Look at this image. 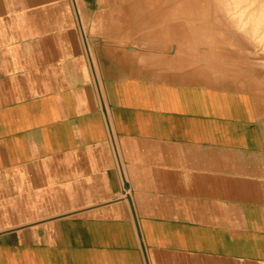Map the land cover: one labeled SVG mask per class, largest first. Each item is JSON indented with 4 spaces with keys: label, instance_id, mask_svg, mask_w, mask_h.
Masks as SVG:
<instances>
[{
    "label": "crops",
    "instance_id": "obj_1",
    "mask_svg": "<svg viewBox=\"0 0 264 264\" xmlns=\"http://www.w3.org/2000/svg\"><path fill=\"white\" fill-rule=\"evenodd\" d=\"M98 1L0 0V264H264L249 94L128 49Z\"/></svg>",
    "mask_w": 264,
    "mask_h": 264
},
{
    "label": "rangeland",
    "instance_id": "obj_2",
    "mask_svg": "<svg viewBox=\"0 0 264 264\" xmlns=\"http://www.w3.org/2000/svg\"><path fill=\"white\" fill-rule=\"evenodd\" d=\"M94 1L96 2V0ZM102 5L105 6L106 9H109L112 24L120 22L124 25V28L127 31L128 49H136L137 45H140L138 47H141L139 49H142L143 52L152 51L168 56L165 58H168L169 63H173V69L175 72H186V81L209 85L220 89L242 92L248 91V88L247 85L241 87L240 83H237L238 79L245 80L246 82H259L255 74L264 70V58H262L264 57L262 56L264 55V52L257 48V46H255V48L250 44H246L249 51L251 49L250 52H248L245 46L242 50L237 46L233 47L230 42L237 38L236 32H231L226 35L223 34L224 32L219 28L209 29L201 26L200 30L197 32L196 30L199 28H197L195 21L197 20L198 15L195 11L197 10L198 5L193 7L192 3L189 4L193 7L190 10L192 13L186 15V7H188L186 0H160L155 6L157 8L158 22L153 25V22L151 23L150 20L151 17L144 12L142 16L144 18L143 26H131L135 25V23H133L134 14L126 15V4H124V0H99L98 4L95 3L94 7L98 8ZM127 7L129 10V6ZM201 17L203 18V16ZM190 18L193 21L189 22L188 20ZM155 31H157V33H155ZM207 33L215 40L221 41V43L197 42L199 38ZM138 35L140 38L136 37ZM221 37L224 41L220 39ZM203 38H205V36H203ZM153 39H156V41ZM222 41L223 43L227 42L226 45H224ZM259 55L262 59L259 58ZM257 56L259 57L257 58ZM249 65H254V67L252 68ZM258 66H261L260 71ZM234 68L237 69L236 74H234ZM250 69H253L254 72L257 73L254 74ZM249 70L251 73L253 72V74L249 73ZM260 88L264 90L261 86ZM248 94L249 96L252 95L250 93ZM256 108L258 110L259 120L264 126V107L262 108L263 110H259V106Z\"/></svg>",
    "mask_w": 264,
    "mask_h": 264
},
{
    "label": "bare ground",
    "instance_id": "obj_3",
    "mask_svg": "<svg viewBox=\"0 0 264 264\" xmlns=\"http://www.w3.org/2000/svg\"><path fill=\"white\" fill-rule=\"evenodd\" d=\"M159 1L160 0H124V4H126V6H125L126 15L127 14L130 15L132 13L134 14L133 23H135V25H131V26H143L144 18L142 16H143L144 12L146 14H148V16L151 17V19H150L151 23L153 22L152 23L153 25L156 24L158 22V14H157V8L155 6L158 4ZM191 3L193 4V7L195 5H198L197 10L195 11V13L198 15L197 20L195 21L197 24V28H199L196 30L197 32L200 30V26L204 27V28H209V29L210 28H215V29L219 28L222 32H224L223 34H226V35L230 34L231 32H236L237 38H235L234 40H232L230 42V44H232L233 47L237 46V47L241 48V50H242L244 48V46L246 47V44H250L253 47L257 46V48L261 49L264 52V0H186V4H188V7H186V15L192 13L190 10L193 7H191L189 5ZM127 6H129V8H130L129 10L127 9L128 8ZM201 16H203V18ZM144 17H146V16H144ZM188 21L191 22L193 20H191V18H190ZM145 24H147V23H145ZM190 25H191V23H190ZM126 33H127V31H126ZM155 33H157V31H155ZM215 33H216V31H215ZM234 34H232V35H234ZM203 36H205V38H203ZM203 36L201 38H199L197 40V42H199V43H201V42L215 43L216 42V44L221 43V41L215 40L208 33L204 34ZM136 37H139V35ZM220 39H222L224 41V39L222 37ZM153 40L156 41V39H153ZM223 41H222V43H223ZM226 43L227 42H225L223 44L226 45ZM246 49L248 50V52L251 51V49L249 51V49L247 47H246ZM246 49H244V50H246ZM259 52H261V51H259ZM259 56H257V58ZM262 56H264V55H262ZM253 58H254V56H253ZM259 58L262 59L264 57L261 58V56H260ZM239 59H241V58H239ZM255 60H257V59H255ZM260 61H263V60H260ZM257 63H259V62H257ZM240 65H241V63H240ZM261 65H262V63H261ZM247 66H248V64H247ZM249 66H251V65H249ZM251 67L253 68L254 65ZM260 67H259V71L261 70ZM263 67H264V65H263ZM250 70H249V73H251V71L254 72L253 69L251 71ZM233 71H234V74L237 73L236 68H234ZM247 71H248V69H247ZM261 71L258 74H255L257 72H254V74L258 78L259 82H246L245 80H242V79L237 80L238 81L237 83L238 84L240 83L241 87H243L244 85L245 86L247 85L248 91H243V92H247V93L252 94V95H250V97L252 99V103L256 107L259 106V110H261L264 107V90H262L260 88V86H261L264 89V70L262 72ZM253 72L251 74H253ZM249 90H250V92H249Z\"/></svg>",
    "mask_w": 264,
    "mask_h": 264
},
{
    "label": "water",
    "instance_id": "obj_4",
    "mask_svg": "<svg viewBox=\"0 0 264 264\" xmlns=\"http://www.w3.org/2000/svg\"><path fill=\"white\" fill-rule=\"evenodd\" d=\"M126 188H128V187L126 186Z\"/></svg>",
    "mask_w": 264,
    "mask_h": 264
}]
</instances>
